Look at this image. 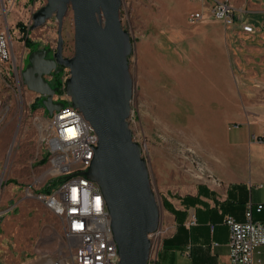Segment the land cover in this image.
Instances as JSON below:
<instances>
[{
	"label": "rangeland",
	"instance_id": "rangeland-1",
	"mask_svg": "<svg viewBox=\"0 0 264 264\" xmlns=\"http://www.w3.org/2000/svg\"><path fill=\"white\" fill-rule=\"evenodd\" d=\"M241 1L231 0L240 8L244 7ZM46 3L0 0V30L9 31L15 46L12 61L0 65V264L73 263L63 219L40 200L47 187L57 188L59 176L55 180L47 176L49 155L40 141L38 124L44 115V98L39 99L23 83L20 56L25 38L10 22L17 13V24L26 27L33 48L55 50L59 30L55 17L32 29V16ZM199 8L193 0H122L120 12L132 46L130 128L142 147L161 211L159 234L151 236L153 247L157 245L159 250L172 228L166 199L208 179L211 163L226 168L221 157L231 149L225 144L239 130L251 126L258 132L253 130L250 135L264 136V48L255 47L264 46L263 24L244 18L255 33L234 31L235 53L232 55L231 47L229 64L227 46L201 45L197 31L230 27L212 18L191 24L189 14ZM29 11V19L24 20L23 14ZM62 36L64 56L73 57L71 9L64 18ZM58 97L63 102L64 93ZM233 101L238 102L237 108L229 110ZM45 115L50 117L47 111ZM236 124L241 129H234ZM249 141L254 145L245 154L237 153L240 150L232 154L247 161L251 157L264 160V143L252 142L250 136ZM248 165L235 169L240 175ZM153 252L152 256L155 248Z\"/></svg>",
	"mask_w": 264,
	"mask_h": 264
},
{
	"label": "water",
	"instance_id": "water-1",
	"mask_svg": "<svg viewBox=\"0 0 264 264\" xmlns=\"http://www.w3.org/2000/svg\"><path fill=\"white\" fill-rule=\"evenodd\" d=\"M122 0H47L33 16L32 29L53 17L59 25L57 50L30 53V65L22 71L27 88L44 98L51 116L63 108L54 96L59 91L47 79L70 69L66 92L72 104L91 124L98 146L90 169L84 175L101 188L111 215L119 246L120 264H149L150 236L161 226V211L151 186L148 164L141 145L134 140L129 118L132 113L133 81L129 56L130 36L122 27ZM73 11L75 54L64 56V18ZM56 70V71H55Z\"/></svg>",
	"mask_w": 264,
	"mask_h": 264
},
{
	"label": "built area",
	"instance_id": "built-area-1",
	"mask_svg": "<svg viewBox=\"0 0 264 264\" xmlns=\"http://www.w3.org/2000/svg\"><path fill=\"white\" fill-rule=\"evenodd\" d=\"M197 1L205 4L208 0ZM210 1L213 2L210 10L213 18L229 27L240 24L245 34L255 33V28L245 23L243 15L230 0ZM188 18L191 24H197L205 16L203 11H195ZM12 59L10 33L0 30V65L9 64ZM69 78L70 69L66 68L59 88V93L65 96L63 102L58 94L54 96V101L63 103V108L54 111L50 117L45 115L44 109V115L38 122L40 141L46 146L49 155L47 176L53 180L55 176L67 178L50 194L41 193L40 200L63 219L69 247L73 252L72 264H118L120 257L114 253L116 238L112 236V220L105 198L100 186L84 175L92 165L98 136L81 111L73 106L66 92ZM35 94L41 98L40 94ZM132 116L131 113L129 123ZM234 129H241V124H236ZM250 137L252 142L264 143V136L251 134ZM263 209L264 205L260 204L256 211L262 212ZM254 211L250 203L245 222H237L231 216L224 220L230 229V264H261L257 263L255 255L264 246V221L254 219ZM156 233L159 234V230ZM152 248H155L153 264H156L160 250L157 245Z\"/></svg>",
	"mask_w": 264,
	"mask_h": 264
},
{
	"label": "crops",
	"instance_id": "crops-1",
	"mask_svg": "<svg viewBox=\"0 0 264 264\" xmlns=\"http://www.w3.org/2000/svg\"><path fill=\"white\" fill-rule=\"evenodd\" d=\"M193 1L200 6L195 11L204 12V20L215 19L210 12L213 6L212 1L208 0L205 4L197 0ZM241 2L244 7L233 5L243 15V20L246 21L245 19L249 17L255 24L257 22L263 24L264 29V0H242ZM28 17H30V11L23 14L24 20L29 19ZM18 20V14L13 13L10 19L11 24L18 25ZM234 31L242 32L241 25L237 24L227 30H199L197 37L200 38L201 45H212L215 48L220 45L227 46V57L231 64L230 57L231 53L232 55L235 53L236 44ZM18 34L24 37L23 32L18 31ZM255 47L264 48L257 45ZM230 49H232L231 53ZM22 51L20 68H22V60L29 51L25 43H23ZM14 53L15 46H13V55ZM237 105L238 102L233 101L228 109L234 110ZM245 128L247 129L239 130L236 136L225 144L231 149L230 154L221 157V163L226 168L220 167L221 164L211 163L212 174L208 175V179L192 186L191 190L184 194L171 195L169 199H166L165 208L172 228L170 235L164 239L168 242L166 247L160 249L156 264H230V229L224 223L225 218L231 216L237 222H245L247 206L251 203L255 209L254 219L264 221V209L262 212L256 211L258 205H264V160L262 158L255 160L251 157L247 161L246 157L240 159L235 155L237 150H240L237 153L245 154L246 149L254 145L250 143L249 136L253 130L254 132L258 130L251 126ZM241 164L249 165L243 169L244 173L239 175L235 166ZM255 259L257 263L264 264V246L258 249Z\"/></svg>",
	"mask_w": 264,
	"mask_h": 264
},
{
	"label": "trees",
	"instance_id": "trees-1",
	"mask_svg": "<svg viewBox=\"0 0 264 264\" xmlns=\"http://www.w3.org/2000/svg\"><path fill=\"white\" fill-rule=\"evenodd\" d=\"M17 27L24 33V38H25V40H24V42H25V44H26V47H28V48H33V46H34V42L32 41V40H30L29 38H27V36H28V34H29V32H28V30L26 29V27L22 24V23H19L18 25H17ZM62 77H63V73H61V74H59L58 76H57V78H56V84H55V88H60V86L62 85ZM60 91V90H59ZM37 104H39V100H37L35 103H34V105H33V108L34 109H37ZM67 177H61V178H58V179H56L55 180V183L58 185L60 182H62L64 179H66ZM52 192V189L51 188H49V187H47L46 189H45V193L46 194H50ZM167 242H168V240H163V244H162V247L164 248V247H166V245H167Z\"/></svg>",
	"mask_w": 264,
	"mask_h": 264
},
{
	"label": "flooded vegetation",
	"instance_id": "flooded-vegetation-1",
	"mask_svg": "<svg viewBox=\"0 0 264 264\" xmlns=\"http://www.w3.org/2000/svg\"><path fill=\"white\" fill-rule=\"evenodd\" d=\"M58 45V43H57ZM36 50H48V55H47V58H52L53 57V54L56 52L57 48L55 50L51 49V48H48L47 46L43 47V48H30V51L27 53V55L24 57V59L22 60V68H21V71H24L29 65H30V62H29V56H30V53L33 52V51H36ZM59 69H62V72H60L59 74L63 73L64 75V72L66 70L65 67H62V66H59L56 68V70H59ZM55 70V71H56ZM59 74H50L47 76V79L49 80L51 86L55 89V84H56V78ZM57 94H59V91L57 92ZM43 97H41L40 99H42Z\"/></svg>",
	"mask_w": 264,
	"mask_h": 264
},
{
	"label": "bare ground",
	"instance_id": "bare-ground-1",
	"mask_svg": "<svg viewBox=\"0 0 264 264\" xmlns=\"http://www.w3.org/2000/svg\"><path fill=\"white\" fill-rule=\"evenodd\" d=\"M81 115H83V114L81 113ZM111 232H112V236H115L114 235L113 228H112V222H111ZM154 234H156V233H154ZM154 234H152L151 236H153ZM151 236H150V238H151ZM114 253H115V255H119V246H118V243H117L116 239H114ZM153 253L154 252H153V248H152L151 256L153 255ZM151 256H150V262H149V264H153V259H151ZM152 257H155V255L152 256ZM48 264H51V262H48ZM118 264H120V263H118Z\"/></svg>",
	"mask_w": 264,
	"mask_h": 264
}]
</instances>
